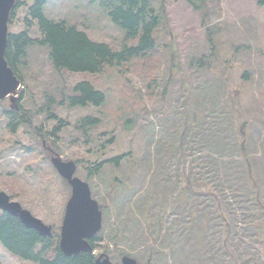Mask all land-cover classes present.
I'll return each instance as SVG.
<instances>
[{
  "label": "rangeland",
  "instance_id": "obj_1",
  "mask_svg": "<svg viewBox=\"0 0 264 264\" xmlns=\"http://www.w3.org/2000/svg\"><path fill=\"white\" fill-rule=\"evenodd\" d=\"M23 1L10 32L28 27L33 1ZM101 1L46 0L44 13L115 49L136 44ZM151 1L164 18L146 58L60 73L48 45L28 49L18 102L27 122L12 132L10 101L0 102V189L59 233L72 188L36 134L45 133L64 160H80L76 175L103 210L97 254L113 264L123 255L139 264H264V5L208 0L200 12L187 0ZM29 29L43 37L37 22ZM82 80L104 91V102L58 106V119L45 120ZM197 169L205 183L226 185L227 212L222 195L202 201L209 187L188 189ZM213 211L218 218L205 223ZM0 264L33 263L0 242Z\"/></svg>",
  "mask_w": 264,
  "mask_h": 264
},
{
  "label": "trees",
  "instance_id": "obj_2",
  "mask_svg": "<svg viewBox=\"0 0 264 264\" xmlns=\"http://www.w3.org/2000/svg\"><path fill=\"white\" fill-rule=\"evenodd\" d=\"M33 3L29 7L28 16L25 21L28 25L27 29L19 32H9L8 46L6 51V60L13 68L15 74L23 80L21 74V66L25 63L28 56V49L35 44L48 45L50 47V59L53 67L57 72L69 70L73 72L85 71L90 73L102 72L106 65H121L124 62L130 61L133 58H146L157 48V40L154 36L155 31L161 24V19L164 18L162 13L156 11L157 7L151 0H102V5L107 10L114 22L119 24L126 30L129 36L137 39L134 45L123 44L119 49L113 48L105 42L92 40L88 34L75 25H68L64 20H53L44 13V5L46 0H32ZM195 11L204 12L208 0H187ZM259 5H264V0H257ZM25 5V1L18 0L13 7L9 24H13L17 16L18 10ZM205 14V13H204ZM33 22H37L42 30L43 37H32L30 26ZM207 24V22H205ZM23 95L24 90L21 91ZM237 93L236 89L233 93ZM105 100V92L96 89L90 81L82 80L75 84L72 94L67 98L54 105L46 116L45 120L50 119L56 121L58 115L55 113V108L58 106L67 105L69 107L85 106L88 103L99 105ZM19 109L6 110V114L10 118L8 127L15 132L18 126L27 120L24 115L20 114ZM85 122L94 126L99 122L98 118L86 117ZM62 121V120H61ZM30 122V120H29ZM60 130V124L55 126L52 135ZM36 134L41 137V143L45 140L46 144L52 146L56 152L55 143L51 142L48 135L45 133ZM54 144V145H53ZM44 145V144H43ZM45 147V146H43ZM51 156V152L45 147ZM244 150V147H241ZM129 153L116 158L103 161L112 162L120 160ZM211 160L212 157H208ZM79 163L80 160H75ZM225 162V161H224ZM207 162L205 161V165ZM193 165V164H192ZM102 168V163L98 164L95 169L99 171ZM221 168H225V164L221 161ZM251 168V167H250ZM251 171V170H250ZM193 172V169H192ZM196 176H189L187 187L196 192L204 191V188H210L206 194H203L202 201L205 204H210V195L218 198L222 195L224 210L227 212L225 184H209L205 183L197 169ZM251 173V179L255 181V176ZM203 175H206L203 174ZM221 176V174H219ZM67 183V182H66ZM200 187L195 190L193 185ZM203 184V187L200 185ZM257 185V184H256ZM186 186V185H185ZM195 186V185H194ZM206 186V187H205ZM225 198H224V197ZM228 197V196H227ZM224 200H227L224 203ZM253 201V200H252ZM183 204L191 206L194 204L192 200H185ZM201 204V203H200ZM204 206V205H203ZM205 223L216 220L217 213L213 211L203 216ZM209 226V225H208ZM207 229V227H205ZM204 229V233L206 232ZM0 242L14 255L31 261L33 264H96V254L93 252H81L76 255H65L59 247V233H55L52 237H43L32 228H28L15 216L6 211H0Z\"/></svg>",
  "mask_w": 264,
  "mask_h": 264
},
{
  "label": "water",
  "instance_id": "obj_3",
  "mask_svg": "<svg viewBox=\"0 0 264 264\" xmlns=\"http://www.w3.org/2000/svg\"><path fill=\"white\" fill-rule=\"evenodd\" d=\"M18 0H0V101L6 98L12 109H19L21 99L19 88L21 79L6 60L8 46L10 14ZM53 166L68 181L72 188L71 196L66 204L64 221L60 234V250L65 255H74L82 251L92 252L89 239L102 228V210L99 202L92 197L88 182L76 176L77 164L73 160L64 161L58 153L51 158ZM0 209L17 217L23 225L37 231L43 237L52 236V225L35 216L22 204L11 199V196L0 189ZM96 264H113L107 254L96 259ZM122 264H139L128 255L122 257Z\"/></svg>",
  "mask_w": 264,
  "mask_h": 264
},
{
  "label": "flooded vegetation",
  "instance_id": "obj_4",
  "mask_svg": "<svg viewBox=\"0 0 264 264\" xmlns=\"http://www.w3.org/2000/svg\"><path fill=\"white\" fill-rule=\"evenodd\" d=\"M63 220H64V216L62 217V219H61V224L59 225V235H60V232H61V225H62V223H63ZM53 230H54V228H53ZM98 234L96 235V236H94L93 238H91V239H89V242H90V244H91V246L93 247V248H96V247H98ZM95 253H97V249H95Z\"/></svg>",
  "mask_w": 264,
  "mask_h": 264
}]
</instances>
